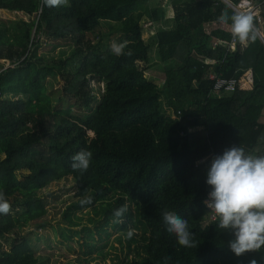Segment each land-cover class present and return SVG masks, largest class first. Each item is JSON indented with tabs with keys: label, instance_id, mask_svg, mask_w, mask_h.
<instances>
[{
	"label": "trees",
	"instance_id": "16d2710c",
	"mask_svg": "<svg viewBox=\"0 0 264 264\" xmlns=\"http://www.w3.org/2000/svg\"><path fill=\"white\" fill-rule=\"evenodd\" d=\"M162 1L69 0L49 8L43 0H0V11L30 20H0V60L13 65L0 64V192L10 204L0 214V264H38L19 230L45 228L41 193L69 179L76 194L64 222L98 204L116 220L114 211L127 206L118 230L140 226L148 235L139 247L146 260L139 252L124 264H165V257L167 264H264V249L237 257L228 246L234 237L210 220L203 203L214 156L233 146L264 155V10L252 14L263 38L237 40L231 50V21L219 17L237 14L242 0H171V18ZM146 20L155 28L150 41ZM105 23L116 24L117 43L128 41L131 57L113 54L107 34L95 43ZM43 40L73 43L61 69L35 58ZM153 54L163 66L162 85L146 75ZM212 73L237 80L236 91L215 95ZM60 78L64 87L55 94L48 82ZM81 150L92 153L83 175L71 167ZM84 196L93 204L82 207ZM164 210L188 221L197 247H181L166 231Z\"/></svg>",
	"mask_w": 264,
	"mask_h": 264
},
{
	"label": "rangeland",
	"instance_id": "374dc122",
	"mask_svg": "<svg viewBox=\"0 0 264 264\" xmlns=\"http://www.w3.org/2000/svg\"><path fill=\"white\" fill-rule=\"evenodd\" d=\"M162 6L166 10V17H173L172 1L163 0ZM236 9L239 10L240 7ZM259 9L264 10V4L258 6L256 11ZM18 19L30 21L22 15L16 16L0 11V20L5 23L15 22ZM114 27L116 24L105 23L101 34H98L99 32L94 34L95 43H98L99 37L104 34L109 35V38L117 43L118 34ZM143 27L144 37L150 41L155 34V28L147 20L143 22ZM34 50L37 60L43 59L44 62L59 66L61 69V65L71 56L73 43L43 40L41 45ZM153 56L154 60L146 75L155 78L158 84L162 85L165 81L163 66L155 54ZM0 64L8 66V62L3 60H0ZM47 87H53L55 94H58L62 92L64 83L61 78L56 81L51 79ZM247 87L248 85L245 86ZM101 88L104 90V84ZM49 97L53 101L55 96ZM75 191L76 188L71 179L52 184L49 189L41 193L48 202V215L44 219L47 223L45 228L36 226L20 228V233L28 235L31 239L38 264H124L138 256L139 252L138 260L144 262L147 252L141 248L139 251V247L146 244L148 235L142 233L140 226H133L131 229L134 230V234L128 238L127 232H121L116 227L119 224L114 222L115 218L106 215V205H93L92 208L76 212L64 222L66 219L64 220L63 214L75 202ZM132 209L135 211L134 206ZM74 223L77 225L74 226Z\"/></svg>",
	"mask_w": 264,
	"mask_h": 264
},
{
	"label": "clouds",
	"instance_id": "9594fccd",
	"mask_svg": "<svg viewBox=\"0 0 264 264\" xmlns=\"http://www.w3.org/2000/svg\"><path fill=\"white\" fill-rule=\"evenodd\" d=\"M49 8L70 6L69 0H43L42 7ZM253 15L237 13L229 16L223 12L219 17L221 24L231 21V32L234 40L246 44L255 41L258 32L254 30ZM128 41L113 42L110 50L116 56L131 57L132 52H124ZM92 153L81 150L72 159L73 171L85 173L91 163ZM207 185L211 187L208 198L203 201L206 208L219 218L217 227L222 232H229L234 237L228 241L230 250L240 257L245 253L261 252L264 249V155L247 153L241 146L225 149L222 155L214 156L207 168ZM87 191V190H85ZM81 206L92 205L93 198L84 196ZM10 204L3 192H0V214H7ZM127 206L115 210L116 223H122ZM162 219L169 234H174L177 243L184 248H195L197 242L189 231L188 221L173 211L164 210ZM134 234L133 229L127 232L128 238ZM264 259V256L261 257ZM170 257H165V264ZM250 264H257L255 259Z\"/></svg>",
	"mask_w": 264,
	"mask_h": 264
},
{
	"label": "built area",
	"instance_id": "2783aa9c",
	"mask_svg": "<svg viewBox=\"0 0 264 264\" xmlns=\"http://www.w3.org/2000/svg\"><path fill=\"white\" fill-rule=\"evenodd\" d=\"M238 7H240L241 11L245 12V13H250L251 14V12L253 10L251 2H249L248 0H243L242 3L240 4V6H238ZM234 9H235V11L237 13H242L240 11V9L239 10H237L236 8H234ZM258 22L261 23L262 20L259 18ZM254 30H256L255 27H254ZM236 44H237V40H234V38H233L232 41H231V44H230V49L231 50L234 49ZM5 62H7V61H5ZM8 67H13V65H9V62H8V66L7 67L4 66V69H6ZM1 70L2 69H0V72H1ZM209 79L214 84L213 85V93L215 95L234 93L236 91V89H237V86H238L237 80H235V79H225V78L222 77L221 74L212 73L210 75ZM0 96H1V94H0ZM179 115H180V113H179ZM208 212L210 214V220L211 221H213V222L219 221V218L216 217L213 212H210L209 209H208Z\"/></svg>",
	"mask_w": 264,
	"mask_h": 264
},
{
	"label": "crops",
	"instance_id": "0c3cea01",
	"mask_svg": "<svg viewBox=\"0 0 264 264\" xmlns=\"http://www.w3.org/2000/svg\"><path fill=\"white\" fill-rule=\"evenodd\" d=\"M243 1V0H242ZM242 1H241V3H242ZM249 2H251V4H252V8H253V12H251V13H255V11H256V8L258 7V6H256L255 4H254V1H252V0H248ZM256 29V28H255ZM258 32V31H257ZM259 33V32H258ZM248 87H249V85H248Z\"/></svg>",
	"mask_w": 264,
	"mask_h": 264
},
{
	"label": "water",
	"instance_id": "95a60500",
	"mask_svg": "<svg viewBox=\"0 0 264 264\" xmlns=\"http://www.w3.org/2000/svg\"><path fill=\"white\" fill-rule=\"evenodd\" d=\"M224 2L229 5L228 1L224 0ZM229 6H231V5H229ZM258 35L260 36L261 39L263 38V36L260 33H258Z\"/></svg>",
	"mask_w": 264,
	"mask_h": 264
}]
</instances>
